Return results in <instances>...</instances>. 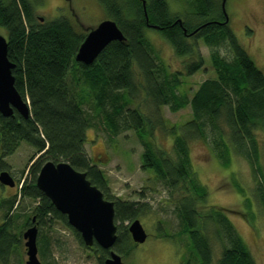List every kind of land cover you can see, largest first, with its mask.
Segmentation results:
<instances>
[{
  "label": "trees",
  "instance_id": "16d2710c",
  "mask_svg": "<svg viewBox=\"0 0 264 264\" xmlns=\"http://www.w3.org/2000/svg\"><path fill=\"white\" fill-rule=\"evenodd\" d=\"M96 1L125 40L112 42L90 66H84L74 58L85 35L75 32L67 18L39 22L35 7L42 0H0V27L7 35V58L15 66L11 72L14 86L29 107L27 119L16 112L10 118L0 115V168L4 169L3 160L21 143L39 155L18 192L10 199L0 200V264H10L12 256H17L16 264H22L21 235L28 227L41 226L51 219L68 226L66 218L35 187L39 170L48 161L66 162L84 173L103 198L113 202L114 222L120 223L121 228L114 252L127 256L131 251L123 224L144 216L149 207L113 199L103 172L87 157L84 146L90 122L83 110L84 90L92 95V107L102 114L113 132L117 130L116 119L122 117L138 134L144 148L142 169L154 174L167 199L172 201L179 233L187 239L189 258L195 264H211L212 238L219 250L216 264H255L223 209L196 210V203L204 204L207 193L190 166L191 143L219 142L224 154L229 155L230 146L236 156L249 162L254 172H260L256 136L258 132L264 133V75L238 43L229 22H225L222 0L220 3L196 0L191 13L184 15H173L166 0ZM146 29L157 31L178 58H192L184 67L188 76L203 65L197 48V42L201 41L211 50L215 78L204 81L190 99H178L174 92L181 74L168 79L154 47L145 37ZM221 47L229 50V61L215 51ZM73 72L79 75L74 82L81 87L79 91L68 81ZM138 98L153 109V119L145 117L138 105L133 110L126 109ZM185 105L191 109L190 121L166 132L159 108L169 106L174 112ZM155 127L172 138L170 156L151 142L143 141L145 136L151 137ZM227 164L226 158L224 165ZM255 192L264 211V183ZM25 201L35 204L32 217L26 218L22 228L13 233V213ZM73 233L82 244L79 235ZM159 238L176 243L174 236L165 232H160ZM93 248L100 253L99 264H104L102 259L108 252L97 245ZM39 253L42 257L40 247ZM184 264H190V260L186 259Z\"/></svg>",
  "mask_w": 264,
  "mask_h": 264
},
{
  "label": "rangeland",
  "instance_id": "374dc122",
  "mask_svg": "<svg viewBox=\"0 0 264 264\" xmlns=\"http://www.w3.org/2000/svg\"><path fill=\"white\" fill-rule=\"evenodd\" d=\"M166 1L173 15L191 13L193 5H197L196 0ZM211 1L221 2V0ZM225 12L228 25L238 43L245 49L255 67L264 75V0H227ZM35 16L42 18V22L59 17L67 18L75 32L85 36L101 22L110 20L96 0H42L40 6L35 7ZM0 36L7 39L6 31L1 27ZM145 37L154 47L168 79L173 75L176 76L177 73L181 74L177 77L178 86L174 92L178 99L181 97L190 99L204 81L215 78L216 74L210 60L211 50L201 41L197 42V48L203 65L197 72L188 76L184 67L192 61V58H178L168 42L155 30L146 29ZM215 51L226 61L231 58L226 47L216 48ZM73 73L68 81L79 91L81 87L74 84L79 75ZM83 98V110L90 122L84 148L92 164L103 172L110 196L120 202L147 204L149 207L147 214L136 219L147 234L146 241L134 246L128 235L131 248L129 254L122 256L116 252L121 257V261L124 264H184L186 259H189L190 264H195V260L189 258L186 236L179 233L172 201L167 199L166 192L154 174L142 169L144 148L138 134L128 127L122 117L116 119L117 130L113 132L112 126L104 121L102 114L92 107V95L87 90L83 91ZM171 103L173 104L172 101ZM145 104L143 99L138 98L126 109L133 110L138 105L142 109V114L151 120L155 116L153 109ZM158 114L166 132L171 128L182 126L191 119L189 105L174 112L171 111V107L163 106L159 108ZM155 128L151 131V137L145 136L143 141L151 142L154 147L170 156L172 138L159 127ZM145 130L148 131L149 127L145 126ZM256 137L259 146L260 172L258 173L253 171L248 161L236 156L230 146H228L229 155L224 154L219 142L191 143L189 154L194 177L207 193L204 204L196 203V210L205 211L207 207L223 209L232 227L250 252L254 263L264 264V211L255 192L257 186L264 183V133L258 132ZM222 154L224 158L221 159L219 155ZM38 157L39 155H35L32 148L21 143L11 156L3 160L4 169L0 168V172H8L15 181V186L9 188L0 185V200L10 199L18 192L22 182L27 178L30 166ZM226 158L228 164L224 165ZM18 181H21L19 187L16 186ZM17 200L19 201V197ZM34 206L35 204L25 201L20 209L12 212L13 233L22 228L21 225L26 218L31 219ZM1 219L0 216V221ZM129 223H124L123 227L127 229ZM116 226L118 234L120 223ZM36 228L37 258L42 264H99L100 253L93 247L86 248L82 245L71 228L61 221L51 219L41 226L37 224ZM160 232L173 235L176 243L159 238ZM210 240L213 248L211 264H216L219 255L218 245L212 238ZM39 247L43 258L39 253ZM20 252V260L24 264L26 257L23 241ZM107 257L108 254L102 260ZM16 261L17 256H12L9 263L16 264Z\"/></svg>",
  "mask_w": 264,
  "mask_h": 264
},
{
  "label": "water",
  "instance_id": "95a60500",
  "mask_svg": "<svg viewBox=\"0 0 264 264\" xmlns=\"http://www.w3.org/2000/svg\"><path fill=\"white\" fill-rule=\"evenodd\" d=\"M221 7L225 12V3ZM144 6V3H142ZM42 22V18H39ZM155 29L154 26H148ZM124 37L111 20L101 22L89 31L75 55V62L90 66L97 56L112 42H124ZM14 65L7 58V40L0 36V115L10 118L16 112L24 119L29 117L28 103H25L14 86L11 74ZM0 185L13 188L15 181L6 171L0 172ZM35 187L46 197L53 208L66 218L67 225L76 232L86 248L97 245L108 252L104 264H124L113 248L117 239V226L114 222V204L103 198L102 193L86 179L84 173L74 170L66 162L44 163L35 180ZM32 224L34 219H32ZM127 233L131 242L137 246L147 239L138 220L130 222ZM37 228L35 225L25 229L21 235L26 260L24 264H42L37 258Z\"/></svg>",
  "mask_w": 264,
  "mask_h": 264
}]
</instances>
